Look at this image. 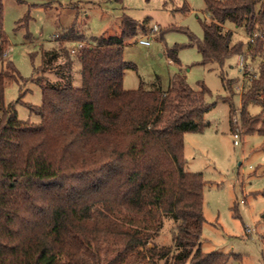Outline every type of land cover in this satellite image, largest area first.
Segmentation results:
<instances>
[{"label": "trees", "instance_id": "1", "mask_svg": "<svg viewBox=\"0 0 264 264\" xmlns=\"http://www.w3.org/2000/svg\"><path fill=\"white\" fill-rule=\"evenodd\" d=\"M204 2L203 37L189 35L190 45L200 64L219 70L225 90L231 57L257 60L253 72L242 70L240 116L245 135L264 137V0ZM120 25L80 51V87L70 63L62 86L35 71L42 103L24 105L40 123L18 119L20 99L4 104L0 73V264H226L234 256L201 250L205 182L185 169L184 135L208 126L207 90H192L179 74L165 89L156 78L151 89L125 90L132 65L121 46L138 24L123 17ZM60 37L84 39L75 23ZM5 48L0 2V57ZM178 50H167L175 63ZM250 106L260 110L251 116ZM166 221L175 225L169 246L156 241Z\"/></svg>", "mask_w": 264, "mask_h": 264}, {"label": "rangeland", "instance_id": "2", "mask_svg": "<svg viewBox=\"0 0 264 264\" xmlns=\"http://www.w3.org/2000/svg\"><path fill=\"white\" fill-rule=\"evenodd\" d=\"M0 2L6 39L4 55L0 57V73L5 71L7 76L3 102L21 100L15 104L19 120L41 121L40 116L31 115L24 105L41 106V89L32 80L36 70L48 84L62 86L68 82L65 65L75 62L73 87H80L81 50L74 57L70 50L77 48V42L82 43V49H87L94 46V38L118 35L123 17L138 24L136 34L121 46L125 61L132 65L124 71L125 90L138 89L142 83L151 89L157 84L156 78L165 89L175 74L184 76L194 91L205 87L204 100L211 106L204 115L208 126L202 133H188L183 138L185 169L202 173L205 182L201 250L234 255L226 264H264V137L257 133L245 135L241 116L233 123L240 110L243 72H253L258 62H250L244 56L248 64L242 72L238 57H231L223 67L225 79L233 81L230 90L224 89L215 66L200 64L201 56L196 46L190 45L189 35L202 40L200 21L205 17L204 0ZM185 7L190 12L185 13ZM74 23L84 39L64 42L60 36ZM154 25L158 31L149 39L150 45L138 44L140 37L151 34ZM143 26L145 32L141 30ZM235 37L246 40L239 31ZM176 45L179 47L177 63L167 55V50ZM59 72L62 77L57 75ZM248 110L252 116L260 108L250 106ZM233 133L240 137L238 145L233 144ZM174 226L169 221L164 223L156 239L158 244L171 245Z\"/></svg>", "mask_w": 264, "mask_h": 264}, {"label": "built area", "instance_id": "3", "mask_svg": "<svg viewBox=\"0 0 264 264\" xmlns=\"http://www.w3.org/2000/svg\"><path fill=\"white\" fill-rule=\"evenodd\" d=\"M157 31H158V26L157 25H154L153 28L151 29V34H149L148 36L140 37L139 40H137V43L140 44V45H143V46H149L150 45V40L149 39H152L153 38V33L154 32H157ZM55 37H58V36L55 35ZM76 45H77V48L71 49L70 50V54L73 55V54H76L77 51L79 52L80 50H82L83 45H82L81 42H77ZM238 65L241 66V70L247 68V65H246V63L244 61V57L243 56H239L238 57ZM237 117H234L233 118V123L234 124L240 118V110H239V114L237 115ZM232 137H233V144L234 145H238L239 144V138H240L239 135H238V133H233L232 134Z\"/></svg>", "mask_w": 264, "mask_h": 264}, {"label": "crops", "instance_id": "4", "mask_svg": "<svg viewBox=\"0 0 264 264\" xmlns=\"http://www.w3.org/2000/svg\"><path fill=\"white\" fill-rule=\"evenodd\" d=\"M75 42V41H74ZM47 52V51H46ZM45 52V53H46ZM49 52V51H48ZM48 53H46V55H47ZM45 56V55H44ZM71 56V55H70ZM72 57H74L73 55H72ZM70 59V58H69ZM79 62V61H78ZM74 63L75 62H73V64L71 63V72H70V74H71V77L70 78H72L73 79V81H71V84H72V86H74L75 87V85H74V78H73V66H74ZM80 63V62H79ZM59 76V75H58ZM59 77H61V76H59Z\"/></svg>", "mask_w": 264, "mask_h": 264}]
</instances>
